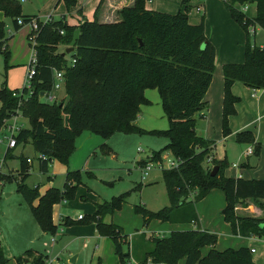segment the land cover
Segmentation results:
<instances>
[{"label": "trees", "instance_id": "obj_1", "mask_svg": "<svg viewBox=\"0 0 264 264\" xmlns=\"http://www.w3.org/2000/svg\"><path fill=\"white\" fill-rule=\"evenodd\" d=\"M69 9L77 0H61ZM92 20H84L78 26L67 24L64 17L43 22L37 15H24L17 0H0V11L11 18L13 32L8 37L0 23V55L5 66L9 60L6 46L8 39L19 31L22 25L38 18L35 37V75L30 89L11 90L6 81L0 87V129L9 112L20 108L30 121V128L20 129L15 135L16 146L29 143L38 154L45 156L39 160V169L47 172L52 159L66 164L75 150V138L82 131H90L108 139L116 132H146L134 122L142 104H150L144 92L156 89L163 112L168 119V128L152 130L150 133L164 135L167 145L152 153L153 160H161V152L170 150L179 162L172 169L163 170V181L167 188L170 205L153 212L138 207L144 222L151 219L171 223L197 222L195 204L203 199L212 188H219L225 195L226 205L222 210L224 220L231 233L241 237H257L264 240V179H244L227 177L225 159L217 160L211 155L214 141L198 136L195 132L196 118L204 109V95L212 81L215 67V47L207 39L203 20L198 24L188 21L189 5L186 0L183 10L166 13L145 7L146 0L133 2L119 10L120 20L99 23L97 11ZM232 19L242 27L246 35L244 61L239 64H225L222 67L224 86L222 104V133L230 134L229 117L236 113L235 104L239 98L231 91L235 81L251 89H264V47L251 43L249 27L259 26L264 30V0H223ZM255 3L253 18L236 4ZM66 44L73 48L67 60L63 53H56V45ZM30 46V44H29ZM74 59L71 63L70 60ZM68 61V63H67ZM62 71L65 98L61 103L44 101L40 93L49 94L53 90L54 71ZM22 95L14 96L19 91ZM31 91L27 99L24 95ZM22 103L18 106V102ZM240 143H254L250 131L237 133ZM260 143H255L254 152L260 151ZM108 150V147H106ZM5 152L4 158L10 155ZM210 157L209 164L205 160ZM18 191L29 204L32 215L43 232L55 234L57 227L52 223L51 206L62 200L72 199L74 191L81 183L79 171H68L63 189L50 188L38 197L35 188L25 185L28 176L27 158L19 156ZM213 166L218 169L211 175ZM194 192L192 200L187 197ZM38 197V203L33 201ZM123 197H113L110 201L95 203V211L83 216L77 222L95 223L101 236H109L114 252L130 257V251L123 253L121 228L114 223H105L103 218L122 204ZM253 202L262 214L258 217L239 215L236 207H246ZM68 225V224H67ZM216 234L196 228L173 231L163 239L152 240L153 247L144 256L156 263L164 264H255L250 248L217 250L214 248ZM208 247L205 254L202 249ZM31 252L27 251L26 255ZM6 258L0 247V264ZM19 264L26 258L17 259ZM34 264H44L43 256L34 258Z\"/></svg>", "mask_w": 264, "mask_h": 264}, {"label": "rangeland", "instance_id": "obj_2", "mask_svg": "<svg viewBox=\"0 0 264 264\" xmlns=\"http://www.w3.org/2000/svg\"><path fill=\"white\" fill-rule=\"evenodd\" d=\"M17 1L21 6V12L27 14H38L39 11H42L45 2V0ZM77 1L78 4L80 3L79 7L83 4L85 14L88 17L91 16L94 11V2L92 3L90 0ZM151 2L155 5L158 4L155 7H160V0ZM149 5L152 4L149 3ZM57 7L54 6V17L56 18L60 16L58 13L63 11L61 5L59 8ZM255 15L256 12L250 18ZM0 23L5 27L4 37H8L13 32L11 18L1 11ZM255 27L256 33L250 35L251 43L255 42L257 46L264 47V31L257 25ZM7 28H10V32L7 31ZM29 43L33 44L28 39L24 41L23 34L18 32L6 42L9 60L6 67L2 55H0V87L5 81L11 90L21 89L25 85V72L32 51ZM70 47V45L58 44L55 52L63 53L69 60L70 54L65 51ZM153 92L155 97L154 95H151V98L148 97L151 100L150 104L141 105L143 109H140L139 122H137H142L139 127L146 132H116L108 139H103L100 135L90 131H82L75 138V150L70 155L68 162L64 164L52 159L48 164L47 172L40 171L38 153L35 152L29 140L11 150L10 155L4 158L0 175L1 243L3 255L6 258L2 264H19L17 261L19 258H26L27 262L24 261L23 264H33L34 258L38 255L43 256L44 264H160L149 257L143 263L140 261L152 249V240L163 239L173 231L191 229V223H171L158 219H151L145 223L142 215L137 211L140 207L156 212L170 205L167 188L163 181V170L171 166L174 156L170 150L165 149L161 152V160L156 161L152 158L154 151H160L167 145L168 138L149 131L165 130L169 125L158 92L156 90ZM259 92V90L256 91L257 95L261 94ZM54 94L57 95V104L65 98L63 89L54 92ZM43 99L44 101L48 100L45 97ZM239 100L240 105L244 103L250 105L248 107L243 105V109L239 108L234 119L229 117V137L223 139L222 117L219 129L209 131L210 139L215 140L216 144L214 152L218 155L225 154L227 166L224 171L227 175L234 171L231 167L232 163H237L239 168H242L247 159L242 156V151L246 149L248 143H240L236 140L237 128L240 125L253 120L252 130L255 136L260 138L261 145L264 146V110L253 107L244 96H239ZM200 120L201 117L196 118L198 126H203L204 123ZM260 126L261 134L259 136L257 129H260ZM30 127L27 115L17 108L9 112V115L4 119L0 133L8 134L13 131L16 134L20 129ZM200 133L202 134V132H198V134ZM106 147L109 151L106 150ZM3 148V145H0V155L3 153ZM20 155L23 158L31 159V163L28 164V176L24 183L30 188H35L38 197L43 196L50 188L62 190L68 171L77 170L80 173L81 183L74 191L73 198L56 202L51 206L52 223L57 227L55 234L46 233L40 229L29 204L18 191L17 183L21 178ZM147 160H152L154 164L160 163L148 171L147 176L143 179L141 168ZM249 160L251 163H255L256 155L250 156ZM193 195L194 192L190 193L187 199L192 200ZM38 197L33 201V206L38 203ZM113 197H123L124 200L119 208L111 214L105 215L103 219L121 228L122 235H125L127 239V242H124L125 237L122 239L121 248L123 253L131 251V256L128 258H121L114 252V245L109 236L96 237L93 235L95 223L94 225L92 222L76 225H61L59 223L63 218L77 220L79 215H91L97 201H110ZM225 205L223 191L219 188H212L203 199L195 204L198 224L206 231L216 234L215 249L254 247L256 253L252 254L253 262L264 264V240L260 238L248 240L233 235L229 224L223 218L222 210ZM246 207L253 213L256 205L253 202H248ZM238 209L239 206L235 208V213L241 215ZM68 226L73 229L62 234V231H65V227ZM52 238L55 239V242H52ZM207 250L208 247H204L202 254H205ZM27 251H30L31 254L25 256ZM182 263V260L179 261V264Z\"/></svg>", "mask_w": 264, "mask_h": 264}, {"label": "crops", "instance_id": "obj_3", "mask_svg": "<svg viewBox=\"0 0 264 264\" xmlns=\"http://www.w3.org/2000/svg\"><path fill=\"white\" fill-rule=\"evenodd\" d=\"M26 1V0H25ZM23 1V2H25ZM92 3L94 2V11L97 8L100 0H90ZM133 0H103L98 11H97V20L99 23H112V22H118L120 20L119 16V10L125 6H128L132 3ZM152 0H146L145 7L152 10H160L161 12L166 13H176L179 10H183L184 4L182 0L174 1V0H160V7L158 4H153L151 2ZM158 1V0H157ZM151 3L152 5H149ZM186 4L189 5V12H188V21L190 24H198L201 19L204 23V31L207 39L214 45L215 47V67L212 75V81L204 95V102L205 107L204 109L198 114V117H201L200 122H203V126H198V123L196 121L195 124V132L198 136H201L205 139H210L211 135L209 134L210 130H218L220 127V119L222 117V104H223V86H224V77H223V71L222 67L225 64H239L244 61V47H245V41H246V35L244 30L240 25H238L231 17V14L223 0H186ZM61 5L62 10L61 13H58L60 17H64L67 24L71 26H78L81 22L86 20H92L93 19V13L91 16L88 17L87 14H85V10H83V4L79 7L80 3L78 4V1H76V5L73 7H70L67 9L65 7V4L61 0H45L43 3V9L42 11H39L38 14H27L22 13L24 15H37L41 20L45 19L47 16L51 17L53 19H57L54 17V6H58L59 8ZM237 8L241 9L247 16H254L256 12V6L255 3H245V4H236ZM56 8V9H57ZM13 29V28H12ZM256 27H255V33H256ZM7 31L10 32V28H7ZM264 31V30H263ZM18 33H22L24 36V41H27V36L29 33V27L28 26H22ZM15 32V33H17ZM14 33V36H15ZM13 36V37H14ZM12 37V38H13ZM255 44V42H253ZM256 45V44H255ZM261 47V46H259ZM154 90L156 89H146L144 94L146 98L150 100V96L154 95ZM259 90L261 94L256 93V91ZM59 91V90H58ZM157 91V90H156ZM232 93L239 98V96H244L245 99H248L250 103L255 106L257 109L264 110V89H251L244 84H242L239 81H235L231 86ZM259 92V93H260ZM150 93V94H148ZM159 95V94H158ZM150 97V98H148ZM57 98V95H56ZM160 98V97H159ZM240 100L235 104L236 113L239 108L243 109V105L248 107V104H239ZM140 109H143V106H140ZM264 115V113H263ZM140 114H138L135 124L138 126L142 125L141 123H137L138 118ZM232 119L235 117V114L230 116ZM234 119V118H233ZM253 120H249L246 123L240 125V127L237 128V132L242 131H250L254 137V143H248L246 149L242 151V156H245L246 162L244 165H242V168H239V165L237 163H232L231 167L233 168V172L229 175H224L227 177H241L244 179H257V178H264V175H257V174H264V146L261 145L259 142L260 138L255 136L253 132V124L251 123ZM199 130V131H198ZM235 131V130H234ZM198 132H202V134H198ZM236 132H234L235 134ZM257 133H259V136L261 134V126L260 129H257ZM236 135V134H235ZM228 136L223 137L225 140ZM255 143H260V151L258 154H255L254 152V145ZM215 140L214 144H212V151L211 155L216 159H225V154L218 155L216 152H214L215 149ZM4 147V146H3ZM252 148L253 152L251 154H246L247 148ZM3 152L5 151V147L3 148ZM13 150V149H11ZM252 155H256V161L255 163H251L249 160V157ZM223 157V158H220ZM28 158V157H27ZM30 159V158H29ZM31 160V159H30ZM31 163L28 162V164ZM233 164H237V167H234ZM100 202V201H97ZM255 211L252 213L248 207H239L238 212L241 215H249V216H255L258 217L262 214L261 210L257 207H254ZM95 211V210H94ZM93 211V212H94ZM70 219L63 218L60 220L61 225H76L77 223H67ZM74 222H77V220H73ZM104 221V219H103ZM105 223H112L110 221H104ZM94 225V223L92 224ZM191 229L200 228L203 229L197 222H191ZM95 227V225H94ZM73 229V227H65V231H62V234L67 233ZM77 229V228H74ZM62 230V229H61ZM205 230V229H203ZM95 231V232H94ZM94 231L92 232L94 236H100L96 228H94ZM61 234V235H62ZM2 236V235H1ZM240 237V236H238ZM248 240H257L259 238L254 237H243ZM52 242H55V239L52 238ZM126 237L124 238V242H127ZM2 248V243L1 246ZM252 248V247H250ZM254 248V247H253ZM256 253L255 252L253 254ZM131 254V251H130ZM131 256V255H130Z\"/></svg>", "mask_w": 264, "mask_h": 264}, {"label": "built area", "instance_id": "obj_4", "mask_svg": "<svg viewBox=\"0 0 264 264\" xmlns=\"http://www.w3.org/2000/svg\"><path fill=\"white\" fill-rule=\"evenodd\" d=\"M21 1L23 2L25 0H21ZM49 19H50V17L47 16L45 19H43V20L40 19V20L43 21V22H47ZM18 24H20L22 26L26 25V26L29 27V33H28L27 39L30 42L31 41L33 42V44L29 43L30 47H32V51H31L30 61H29V64L27 66V70L25 72V86L30 89L31 80H32L33 76L35 75L36 52H35V49L33 47H34V44H35V37H36L37 30H38V25H39L38 18H32L27 24H24L22 22V19L18 18ZM248 31H249L250 35H254L255 27L254 26L249 27ZM70 61H71V63H73L74 59H72ZM62 81H63L62 71H60V70L54 71V81H53V90H52V92H50L49 94H44L40 98L45 97V98H47L49 100V102L55 101L56 100V95L54 94V92L62 89V84H63ZM30 93H31V91H29L28 94L24 95V99H27V97L30 95ZM13 95L14 96L15 95L19 96V95H22V94H21V92L19 90L17 92H13ZM21 103H22V101H19L18 102V106ZM16 134L13 131L9 132L8 134H1L0 133V145H3L5 147V151L2 153V155H0V175H1V166H2L3 161H4L5 152L8 149H14L16 147V139H15V135ZM252 152H253V149L249 147V148H247L245 153L246 154H251ZM38 158H39V160H43V159H45V156L42 155V154H38ZM26 161L30 162L31 160L29 158H27ZM209 162H210V157L205 160L206 164H209ZM159 163H155L154 164L152 160H150V161L147 160L143 164V166L141 168V170H142V178L144 179L147 176L148 171H150L152 168H154L155 165H159ZM178 163L179 162L174 158L172 160V162H171V166L169 168H167V169H172V168L177 167ZM233 166L237 167L238 165L237 164H233ZM82 217H83L82 215H79L78 219H81ZM0 246H1V225H0ZM250 252L253 254L255 252V248H253V247L250 248ZM160 264H164V263H160Z\"/></svg>", "mask_w": 264, "mask_h": 264}, {"label": "water", "instance_id": "obj_5", "mask_svg": "<svg viewBox=\"0 0 264 264\" xmlns=\"http://www.w3.org/2000/svg\"><path fill=\"white\" fill-rule=\"evenodd\" d=\"M72 51H73V48L70 47V48L66 49L65 53H70ZM43 95H44V92H41L39 96L42 97ZM217 169H218L217 166H213L212 171H211V175H214L216 173Z\"/></svg>", "mask_w": 264, "mask_h": 264}]
</instances>
